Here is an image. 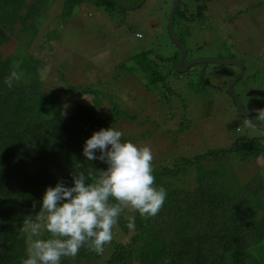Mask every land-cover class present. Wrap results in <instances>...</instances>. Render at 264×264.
Here are the masks:
<instances>
[{
  "label": "rangeland",
  "instance_id": "rangeland-1",
  "mask_svg": "<svg viewBox=\"0 0 264 264\" xmlns=\"http://www.w3.org/2000/svg\"><path fill=\"white\" fill-rule=\"evenodd\" d=\"M63 1L69 2L34 0L41 14L27 51L44 62L43 90L74 86L95 92L77 93L70 99L62 92L58 98L64 116L78 115L76 128L82 147L95 131L113 127L123 133L122 142L151 148L153 169L160 163L171 164L174 158L201 156L179 177L188 190L195 186L193 170L197 166L217 171V181L233 193L257 175L263 187L253 181L251 187L259 194L247 199L261 205L255 212L258 220L264 213V154L245 161H241L240 149L226 158L212 155L251 137L259 138L258 146L264 149V133L245 122L227 94L229 82L238 75L237 67L204 63L186 73L175 71L174 60L180 53L168 33L173 0H144L131 10L95 6L106 0H72L63 9ZM118 1L132 6L140 0ZM178 9L183 15L175 14L173 31L186 49L185 64L191 59L241 61L244 74L232 90L244 108H264V0H179ZM15 39L0 45L1 59L23 42ZM143 52L149 54L146 70L141 67ZM151 75L158 80L152 82ZM89 162L102 164L100 160ZM171 181L175 180L164 183L172 187ZM133 212L125 209L118 221L133 217ZM112 231L114 242L131 243L132 229L124 233L114 226ZM45 233L42 238H48ZM140 246V242L134 243L136 249ZM247 250L244 264H264V241ZM110 253L106 246L94 264H102ZM131 256L130 264H186L165 249Z\"/></svg>",
  "mask_w": 264,
  "mask_h": 264
},
{
  "label": "trees",
  "instance_id": "trees-1",
  "mask_svg": "<svg viewBox=\"0 0 264 264\" xmlns=\"http://www.w3.org/2000/svg\"><path fill=\"white\" fill-rule=\"evenodd\" d=\"M69 2H64L62 8H68ZM34 3V0L30 3L0 0V45L9 43L13 36L23 40L9 57L0 58V264H22L27 258L29 234L21 229L27 215L35 216L39 212L47 187H54L60 180L72 186L70 173L77 165L90 170L92 179L96 170L107 168L103 162L94 166L84 157L80 132L76 128L78 115L64 116L58 100L62 92L68 93L69 99L77 93L94 95L95 92L88 87L77 89L74 86L43 90L38 70L44 68V62L27 51L41 14L37 11L38 2L36 7ZM105 4L114 5L106 0L105 3L96 2L95 6L99 8ZM178 4L179 0L175 14L183 15ZM148 55V52L140 55L141 67L145 70L150 67V62L146 64ZM12 71L22 73V77L9 88L4 80ZM152 77V82L158 80ZM258 142L259 138L251 137L212 155L226 158L240 149L241 161H245L264 154ZM200 157L174 158L171 164L160 163L153 169L154 186L163 187L167 193L163 207L157 215L147 218L134 211L131 243L112 240L106 244L104 248L108 246L111 253L102 264H130L133 253L140 251L141 256H147L149 251L160 249L186 264H244L249 254L247 248L264 241V213L258 220L257 215L255 217L261 205L251 204L247 199V196L259 194L251 184L260 181L255 175L233 193L217 181V171L197 166L193 170L195 186L188 190L181 186L179 177ZM171 179L175 180L170 183L172 187L164 183ZM90 182L91 179L86 181ZM259 187H263L261 182ZM34 202H37L35 209ZM127 224L128 220L122 219L115 227L126 233ZM44 235L47 236V232ZM137 242L141 246L136 249L134 243ZM99 257L85 245L75 258H62L61 264H94Z\"/></svg>",
  "mask_w": 264,
  "mask_h": 264
},
{
  "label": "clouds",
  "instance_id": "clouds-1",
  "mask_svg": "<svg viewBox=\"0 0 264 264\" xmlns=\"http://www.w3.org/2000/svg\"><path fill=\"white\" fill-rule=\"evenodd\" d=\"M21 77L22 73L12 71L4 83L12 88ZM243 116L249 126H255L264 122V108H244ZM122 135L113 127L101 128L85 141L84 157L107 165L106 169L96 170L94 179L90 170L77 165L70 173L72 186L60 180L45 189L39 212L27 215L23 222L21 231L29 237L27 258L22 264H61L62 258H75L85 245L102 255L125 209L145 218L159 213L167 193L163 187L154 186L152 150L130 141L122 142ZM89 179L91 182L86 183ZM36 204L33 203V209ZM127 219V227L133 229L134 217ZM44 232L49 234L48 238H42Z\"/></svg>",
  "mask_w": 264,
  "mask_h": 264
},
{
  "label": "water",
  "instance_id": "water-1",
  "mask_svg": "<svg viewBox=\"0 0 264 264\" xmlns=\"http://www.w3.org/2000/svg\"><path fill=\"white\" fill-rule=\"evenodd\" d=\"M110 1L115 6H118L119 8L124 9V10L137 9L144 2V0H140L139 3H137L136 5L134 4L132 6H125L122 3H120L118 0H110ZM177 3H178V0H173L171 8H170V13L168 16V33L170 35L171 41L177 46L178 52L180 53V56H178L176 63H175V71L179 72V73H186L187 70L189 68H191L192 66H194L196 64H204V63H206V64H221L222 66H231L232 65V66L237 67V69L239 71L238 75L229 82V84L227 86V94L233 99L237 111L239 112L240 116L244 119V116H243L244 106H243L242 102L240 101V99L238 98V96H236L232 90L233 85L244 74L243 63L241 61H238V60H231V62H224L222 60H217V59H191L186 64H184L186 57H187L186 49L178 43V41L175 38L176 36L174 34V31H173V20H174V16H175V12H176L175 9L177 8ZM253 127L264 132V126H262V125L255 124V126H253Z\"/></svg>",
  "mask_w": 264,
  "mask_h": 264
},
{
  "label": "built area",
  "instance_id": "built-area-1",
  "mask_svg": "<svg viewBox=\"0 0 264 264\" xmlns=\"http://www.w3.org/2000/svg\"><path fill=\"white\" fill-rule=\"evenodd\" d=\"M137 38H140V36H138Z\"/></svg>",
  "mask_w": 264,
  "mask_h": 264
}]
</instances>
